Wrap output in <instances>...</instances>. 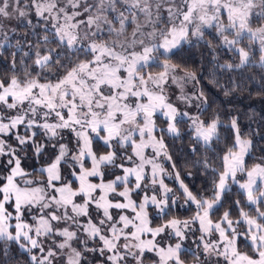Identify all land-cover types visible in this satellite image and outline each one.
Masks as SVG:
<instances>
[{
	"label": "snow or ice",
	"instance_id": "1",
	"mask_svg": "<svg viewBox=\"0 0 264 264\" xmlns=\"http://www.w3.org/2000/svg\"><path fill=\"white\" fill-rule=\"evenodd\" d=\"M205 82L264 98V0H0V264H264V111Z\"/></svg>",
	"mask_w": 264,
	"mask_h": 264
},
{
	"label": "trees",
	"instance_id": "2",
	"mask_svg": "<svg viewBox=\"0 0 264 264\" xmlns=\"http://www.w3.org/2000/svg\"><path fill=\"white\" fill-rule=\"evenodd\" d=\"M189 63L191 67H193L194 69H198L195 50H193V53L191 54V59L189 60ZM205 86L209 93V100L212 103L213 108L220 111L222 118L224 120H227V113L229 107H232L234 115L237 113V111H239L241 117L240 123L241 126L245 129L247 126V121L245 117L246 109H249L251 107L256 111H264V98L262 97H257L254 94L252 96H249L247 92H238L234 95V97H229L226 99L223 96L222 91L217 90L215 87L210 84H207L206 82ZM209 111H211V109ZM185 139L187 140V138ZM169 143H171V141H169ZM253 162V160H249V164ZM24 164L25 167L28 168V170H31V166L34 163L31 165L30 163H27L25 161ZM185 182L188 183L190 187H193L194 191H198L201 187V178L198 174L196 175V178L194 180H188L186 178ZM179 214L181 216L189 215L188 212L184 211H181Z\"/></svg>",
	"mask_w": 264,
	"mask_h": 264
},
{
	"label": "rangeland",
	"instance_id": "3",
	"mask_svg": "<svg viewBox=\"0 0 264 264\" xmlns=\"http://www.w3.org/2000/svg\"><path fill=\"white\" fill-rule=\"evenodd\" d=\"M248 109H246V112H247ZM27 163H30L31 165L34 163V161L32 160H27L26 161ZM170 185H172V181H167Z\"/></svg>",
	"mask_w": 264,
	"mask_h": 264
}]
</instances>
